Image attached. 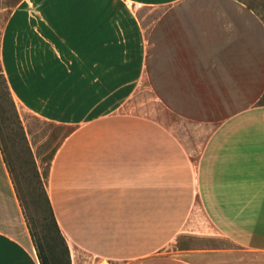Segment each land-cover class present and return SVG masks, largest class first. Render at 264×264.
I'll return each mask as SVG.
<instances>
[{
  "label": "crops",
  "instance_id": "1",
  "mask_svg": "<svg viewBox=\"0 0 264 264\" xmlns=\"http://www.w3.org/2000/svg\"><path fill=\"white\" fill-rule=\"evenodd\" d=\"M20 3L32 11L8 19L2 68L31 113L73 127L47 179L71 249L105 264H264V31L256 15L236 0ZM135 6L154 14L150 25ZM28 16L30 28L17 29ZM133 58L138 82L168 85L169 114L206 133L194 161L169 127L107 108L126 93H96V84L127 83ZM195 209L234 250L165 252ZM0 264H39L1 150Z\"/></svg>",
  "mask_w": 264,
  "mask_h": 264
},
{
  "label": "rangeland",
  "instance_id": "2",
  "mask_svg": "<svg viewBox=\"0 0 264 264\" xmlns=\"http://www.w3.org/2000/svg\"><path fill=\"white\" fill-rule=\"evenodd\" d=\"M21 1L0 0V42L2 39L9 38L6 35V29L9 27L8 19L12 13L32 11V9L28 10L30 7H27V9L22 8ZM236 1L247 10L250 8V11L256 15L259 25L263 27L264 31V0ZM195 6L202 7L204 5ZM101 7L105 8L103 4H101ZM164 10H166L165 6L158 7L153 12H162ZM134 12L144 13L142 20L144 25H150L153 21L154 14L148 13L151 11L145 8L137 9L136 7ZM28 17L27 19H18L16 21L18 25L15 27L17 29L22 28V30L30 28V23H34L35 20L32 19V16ZM18 38L20 46L18 47L19 51L16 53L22 59L24 46L20 42L21 36ZM129 43L133 44L131 39H129ZM256 54L257 58L261 56L260 52ZM158 55H163V53L159 52ZM130 64L131 67L127 69V83H122L121 85L96 84V93L102 95L108 89L106 94H114L116 90H121L118 93H126L127 99H124L121 103L120 101L112 102V105H107V108L112 107L111 109L118 112L141 115L153 119L165 127H169L187 145V151L194 161L206 137V133L188 131V128L185 130L184 124L177 117L175 118L169 114L167 110L168 85L146 83L142 79L138 82L136 77L138 72L137 68L134 67V58ZM259 66H262V64L259 63ZM2 67L3 55L0 48V150L15 189L23 218L33 235L37 249L47 259V264H67L64 249L68 253L69 264H105L104 261L100 263V260L92 258L80 250L75 249L73 251L59 228L57 227L58 237L50 225L46 203L48 201L47 179L49 167L57 146L73 127L58 125L31 113L26 105L16 97V93L8 80L7 69ZM18 70L22 72L25 68H19ZM119 70L125 71V69H112L113 72H119ZM261 78L262 72L258 70V81ZM82 85L85 86L86 84ZM85 96H87L86 93ZM99 102L101 101L97 100L95 104ZM211 103L212 101L207 100L209 108H211ZM240 103H243V100ZM258 103H264V98L260 99ZM90 106L88 105V107ZM191 118L194 119V117ZM196 118L199 117L197 116ZM207 118L216 120L218 116ZM234 249L235 247L230 242L211 229L202 213L195 209L189 221L181 229V232L167 244L164 250L165 252L180 254L190 250L230 252ZM71 254L72 256H70Z\"/></svg>",
  "mask_w": 264,
  "mask_h": 264
},
{
  "label": "trees",
  "instance_id": "3",
  "mask_svg": "<svg viewBox=\"0 0 264 264\" xmlns=\"http://www.w3.org/2000/svg\"><path fill=\"white\" fill-rule=\"evenodd\" d=\"M249 10H250V8H249ZM46 203H47V209H48V214H49L48 216H49V220H50V225L53 228V230L55 231L56 236L59 237V232H58L57 225H56L55 219L53 217V214H52V211H51V208H50V205H49V201H46ZM25 225H26V222H25ZM26 227H27L29 236L31 238V241L33 243V246H34V249H35L36 256H37L39 264H47V259L42 254H40L39 250L36 247V244L34 243L33 235L31 233L30 229L28 228L27 225H26ZM64 255H65L66 263L69 264V257H68V253H67L66 249H64Z\"/></svg>",
  "mask_w": 264,
  "mask_h": 264
}]
</instances>
